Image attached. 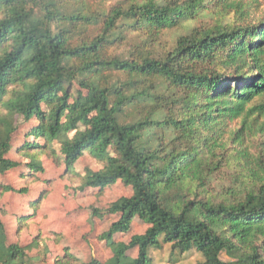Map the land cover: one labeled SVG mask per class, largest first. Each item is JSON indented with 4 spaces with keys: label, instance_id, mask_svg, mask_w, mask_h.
Segmentation results:
<instances>
[{
    "label": "trees",
    "instance_id": "obj_1",
    "mask_svg": "<svg viewBox=\"0 0 264 264\" xmlns=\"http://www.w3.org/2000/svg\"><path fill=\"white\" fill-rule=\"evenodd\" d=\"M251 18L242 0H0V176L36 178L51 154L72 172L90 154L80 188L133 189L104 236L149 223L106 263L33 252L0 216V264H152L166 245L264 264V17Z\"/></svg>",
    "mask_w": 264,
    "mask_h": 264
},
{
    "label": "rangeland",
    "instance_id": "obj_2",
    "mask_svg": "<svg viewBox=\"0 0 264 264\" xmlns=\"http://www.w3.org/2000/svg\"><path fill=\"white\" fill-rule=\"evenodd\" d=\"M242 1L250 8L251 19L257 21L264 17V0ZM236 127L238 124L233 126ZM18 137L22 139L23 133L18 134ZM259 139H264V132H259L257 141ZM245 142L253 145L248 136ZM55 145L58 143L55 142ZM11 156L22 161L29 160L14 151ZM56 156L45 155L38 160L43 169L37 173L36 178L21 176L20 169L0 176L1 183L14 186V191L5 192L0 199V216L6 225L9 241L19 240L31 246L33 252L40 250L42 244L56 249V252L67 246L68 250L83 260L98 258L106 263L111 262L120 243L128 242L133 232H144L149 226L148 222L139 223L135 219L131 231L104 236L117 218V214L109 210L111 203L123 195H131V185L121 179L103 191L94 187L82 189L79 187L83 183L82 174L87 167L97 169L99 166L96 160L87 154L77 162L72 172H68L62 159L58 162ZM228 173L229 170L226 171ZM23 186L28 187L27 194L17 192ZM24 216L28 217L29 225L21 234L16 235L18 218ZM170 251L171 245H166L163 250L153 252L152 264H196L204 260L203 255L195 249L183 255L175 251L172 256ZM221 259L231 260L224 252L221 253Z\"/></svg>",
    "mask_w": 264,
    "mask_h": 264
}]
</instances>
